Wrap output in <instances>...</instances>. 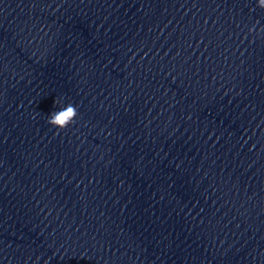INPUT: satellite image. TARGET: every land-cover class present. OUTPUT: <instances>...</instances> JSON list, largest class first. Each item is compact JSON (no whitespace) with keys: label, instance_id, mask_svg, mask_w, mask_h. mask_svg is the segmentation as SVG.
I'll return each instance as SVG.
<instances>
[{"label":"clouds","instance_id":"clouds-1","mask_svg":"<svg viewBox=\"0 0 264 264\" xmlns=\"http://www.w3.org/2000/svg\"><path fill=\"white\" fill-rule=\"evenodd\" d=\"M258 7L264 9V0H258ZM54 104H61V101L56 99ZM77 115V106L68 103L67 105H62L59 110L51 112L47 123L57 129V131L64 130L75 122Z\"/></svg>","mask_w":264,"mask_h":264}]
</instances>
